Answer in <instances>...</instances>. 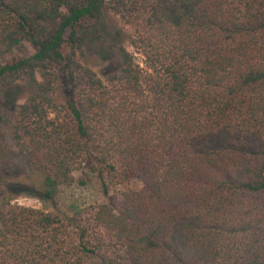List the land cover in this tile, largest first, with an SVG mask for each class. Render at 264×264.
<instances>
[{
    "label": "trees",
    "instance_id": "1",
    "mask_svg": "<svg viewBox=\"0 0 264 264\" xmlns=\"http://www.w3.org/2000/svg\"><path fill=\"white\" fill-rule=\"evenodd\" d=\"M18 83L0 161L11 138L35 180L1 174L0 264H264V0H0V95Z\"/></svg>",
    "mask_w": 264,
    "mask_h": 264
},
{
    "label": "rangeland",
    "instance_id": "2",
    "mask_svg": "<svg viewBox=\"0 0 264 264\" xmlns=\"http://www.w3.org/2000/svg\"><path fill=\"white\" fill-rule=\"evenodd\" d=\"M104 15L108 27L112 30L113 34L119 36L118 39L122 40V42L127 45V48L129 50H132V47L127 43V36L132 31V27L129 24H126L120 14L113 10L108 4H106L104 7ZM32 52V47L28 43H24L18 47H15L10 56H26ZM97 52L98 51L95 50L94 47H92V53H90V51L84 50V52L82 51L78 53L77 59L83 63H87L93 70L98 73V75H100V77L105 78V76H107L108 73L114 68V61L111 58L109 59L108 63L100 61L97 57L98 54L96 55ZM137 58L141 60L140 56H138ZM25 96L26 91L20 85V83L7 86V88L2 91L0 95V106L4 117L3 128L5 129L8 137L11 135V117L13 114L15 103L22 102ZM8 140L9 141L6 150V157L0 161V178L3 174H6L7 171L8 173L10 172V174H8L9 177L6 180L7 186H14L15 189H18V186L27 184L28 181L31 182V180L34 181L35 179L29 177L31 176L30 167L28 166L26 160L16 151V148L12 143V139L9 138ZM89 187L90 188L88 189H81L77 186L64 188L62 190V193L59 195L57 206L62 207L61 204L63 203V201H65L66 203L69 200H72V198L76 197H81L82 199L78 198L80 201L83 199L87 201L91 200L96 194V184H91ZM12 194L14 196L12 202L44 209H52L53 207L48 203L43 204L42 201H40L38 198L30 195L27 192L25 193V191L18 193L14 191V193L12 192Z\"/></svg>",
    "mask_w": 264,
    "mask_h": 264
}]
</instances>
